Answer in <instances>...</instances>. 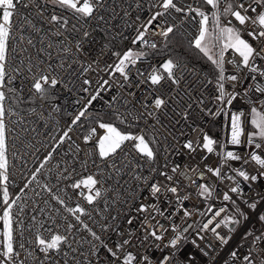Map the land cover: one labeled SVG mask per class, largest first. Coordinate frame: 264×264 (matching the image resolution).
<instances>
[{
	"label": "snow or ice",
	"instance_id": "6c2138e0",
	"mask_svg": "<svg viewBox=\"0 0 264 264\" xmlns=\"http://www.w3.org/2000/svg\"><path fill=\"white\" fill-rule=\"evenodd\" d=\"M49 4L52 6V11L47 10L46 5ZM141 6L142 0H135L136 9H140ZM204 6H209L207 11L204 10ZM31 7L37 9L38 18L44 17L45 12L48 11L47 23L54 25L55 30L41 34L42 29L31 22L29 15L21 11V8L30 9ZM159 7L163 11H156L146 24L135 29L136 35L130 41L132 45L139 43L156 50V43L145 39L148 28L158 17L175 11L183 14L184 19L195 20L197 23V34L191 43L216 69L213 88L214 102L231 106L233 101L241 95L235 91H226V82H238L237 74H225V53L228 50L238 54L240 64L237 65L235 60H228L227 63L232 64L237 71L243 67L250 73L258 74L264 80V69H261L257 63V61H264V0H251V3L248 4L241 0H199V6L196 7L191 4L178 6L174 0H160ZM132 8L133 4H128L120 16V19L129 28L132 27L133 21L126 18L131 16ZM56 9L71 13V20H74L75 23L71 24L70 29L68 27L70 19L65 17L63 12L58 13ZM101 10L105 13L110 11V19H106L105 15L101 14ZM193 13H195L194 16ZM117 15L120 14L108 6L107 0H0V201L4 205L3 214L0 215V221L3 223V231L0 232V237H2L0 240V264H26V260L20 258L21 252L17 250V247L25 251L28 258H31L37 251L42 254V258L38 259V264H121V262L122 264H192L195 259L181 244V242H187L188 238L184 233L188 231V228L181 230L178 225L172 224L170 230L173 235L165 243L164 233L169 231L168 228H165L159 221H156V225H153L152 228L146 226L150 221L156 220L157 215L170 219L175 213L165 216V210H162L157 204L140 202L145 190L149 193L150 199L159 200L161 196H164V200L168 203L171 201L168 200L165 193H171L175 197L176 203L181 206L184 201L190 198V194L181 197L178 186H162L153 176V173H157L155 162L156 149L160 147L158 137L165 141L168 139L160 132L157 125L166 127L161 124V115H167L166 110L169 106H172V112L185 121L191 115L193 104L200 111L209 115H219L220 111H224L221 108L213 113L210 108L206 107L202 93L193 97L192 92L195 91V85L191 80H185V77L191 75L202 89H206L209 84L213 83V80L200 81L195 68H190L188 63L171 56L160 62L158 66L149 65L145 70L137 68V76L140 79L135 82V88L140 91V97L135 99L134 103L127 99H120L119 92L105 101L109 108L117 105L113 116L120 124L132 128L142 122L143 126L139 127V131L122 130L112 122H105L97 118L96 126L88 127L87 134L82 137L84 144H91L92 147L82 149L79 144L72 141L68 151L64 153L63 166L58 161L53 168L48 170L49 176L46 178L51 179L54 174L56 183L51 186L44 183L40 185L42 191L34 190L35 196L41 199H43V193L49 195L50 199L43 200L49 211L46 212L43 207L38 208L43 218L37 220V217L33 215L26 229L23 226L24 221L19 220L18 223L21 227L18 233L13 227L17 222L14 218L13 207L16 206L19 213L24 212L26 205L19 204L18 201L21 200L25 189L33 181H36L37 174L41 173L45 165L52 160L56 148L63 145L66 140H71L70 133L75 126L82 127V118L85 120L90 118L89 109L93 102L102 98V90L108 91L113 87L109 83L110 80H113L118 73L122 79L116 80L114 86L124 89L126 85L132 83L131 68L149 55L144 50H134L133 48H129L123 53L115 51L112 53V56L116 58L115 62L105 63L103 67L100 66L98 60L85 59L87 56L85 43L94 42L92 33L99 30L104 33L105 37L111 35V29L117 28L118 25L110 24V21L115 20ZM197 17L198 20H196ZM227 17L234 18L241 26H249L251 30H248L247 27L243 30L237 28L233 25L232 20H226ZM139 19L140 17L137 15L135 20ZM91 21H96L97 24L88 30ZM174 27L175 25H171L162 28L158 34L167 39ZM29 30L36 34L35 42L32 35L25 37L24 33ZM245 31L251 41H256L261 46L256 47L250 40L245 39ZM69 32L80 35L79 37L65 36V33ZM115 35L120 36L121 33L117 32ZM51 37H56L57 40H53ZM60 37L64 38L60 39ZM121 38L128 39L127 36H121ZM112 39H115V36H112ZM25 43L27 46H24ZM37 43L41 45L38 49ZM29 48L36 49L35 54L30 52ZM52 50L55 51V55ZM17 52L23 55L17 57ZM10 53L14 61L12 63L9 61ZM41 54L43 55L41 56ZM90 72L106 73L109 79H102V82H98V87L94 91H90L92 80L85 76ZM82 77L84 78L81 86L77 89L76 82L81 81ZM18 79L19 84H17ZM256 79L257 76L253 75L252 80ZM182 81L184 82L183 88L181 87ZM105 86L108 87L105 88ZM73 90L77 93H88L87 103L76 110L67 128L61 130L62 134L59 135L56 148L44 156L39 167L31 174V179L20 189L21 195L11 199L9 186L14 182L10 180L9 134L14 135L13 148L16 147V140L20 141L21 146L27 148L30 145L25 144L21 132H36L34 127L25 126L24 117L17 110L19 105L24 103L34 105L39 102L42 111L37 114V108L30 106L28 114L37 115L38 119L44 120L46 127L47 119L44 112L48 108L51 109V112L60 111L59 105L55 103L58 99L57 94L61 91L72 94ZM252 91L264 93V87L260 83H257L254 89L249 85L243 95L248 97ZM128 96L136 97L137 93L131 91L128 92ZM84 99L85 97H81L74 103L80 104ZM259 103L264 105V100H260ZM129 104L131 107H128ZM136 105H139V108ZM120 107L125 109L123 113L119 111ZM51 112H48V116H51ZM225 114L227 113L225 112ZM243 116L242 110L231 116L229 142L232 145L239 146L242 143L241 138L245 134ZM6 117H17V119L11 120V123L20 127V132L9 128ZM150 121L152 122L150 123ZM169 122L171 123V121ZM179 123L180 120L175 121V124ZM249 123L255 131L248 133L247 143L249 145L254 143L256 137L264 141V111L258 110L255 106L251 107ZM216 143L217 141L207 134L203 135L202 147L207 153L214 152ZM184 147L191 152L196 151L191 141H187ZM255 147L261 148V143H256ZM165 152H167V148H165ZM27 154L25 152V155ZM12 156L20 159L21 163H26L23 157H17L15 151ZM206 158V156L203 157V159ZM250 158L264 168V159L259 155L251 153ZM240 159V156L229 151L224 155L223 162ZM89 162L93 168L91 172L88 171ZM146 166L147 174L144 173ZM78 167L82 170L81 173H77ZM178 170L179 166H176L173 167L172 172L175 174ZM205 170L218 179L227 178L234 181L232 176H222L220 167L213 168L205 165ZM236 171L245 181L250 178L245 171ZM74 174L79 178H74ZM158 175L163 176L167 181L174 180V176L168 175L166 172H159ZM180 175L184 176L185 174L180 173ZM260 175L264 176V173H260ZM198 178L202 180L204 172H201ZM251 180H257V176H251ZM63 181L69 183L61 186ZM36 182L39 184V181ZM191 183L196 186L198 197L212 198L214 196V189L207 184H197L195 180H191ZM179 184L180 182L177 180L176 185ZM68 190H71L72 196L68 195ZM241 191L237 185L223 192L222 200L231 202L234 206L232 214H226L228 211L226 207L219 208L206 223L203 225L197 223L196 227L199 228L197 235L203 240L204 237L200 236V232L211 231L222 244H228L231 236H223L217 229L224 227L228 229L229 233H235L239 226L243 228L242 239L250 241L248 251L242 256H239L237 251H232L231 257L234 260L240 259L242 264H264V231L250 230L246 227L252 223L264 226V203H262L264 197H259L251 202L244 200L245 207L242 208L229 194V192L240 194ZM59 193L64 195L61 196ZM73 196H75L76 202L74 206H71L69 201ZM51 201L55 202V206ZM101 202H103L102 209L98 206ZM33 203H36L35 200ZM150 209L151 211H149ZM132 211L138 214L148 213V215L140 221L139 229L122 230L118 223L122 215L127 225H132L137 220V216L131 215ZM208 211L212 212L211 206ZM63 213H67L68 217L72 219L69 220ZM93 213L99 216L103 223L97 222ZM222 213L225 215L222 216ZM191 215L190 211L184 209V217ZM85 218L96 223L105 237L110 238L111 234L115 233L121 239L109 246L105 238L89 227ZM217 218L219 219L217 220ZM78 225L79 227H77ZM157 225L162 230L159 233L156 230ZM81 229L85 230L92 239L81 238V241H76L75 234H78ZM25 230L33 233L32 239L25 240ZM137 231L141 233L139 236L136 235ZM17 235H19L18 243ZM134 240H138L139 244H133ZM73 243L79 244L80 247L87 243L89 245L87 254L80 252L77 247H73ZM26 244L32 245V249L28 250ZM192 244L199 248L195 240L192 241ZM129 247H134L137 251H129ZM101 250H103V256H101ZM200 251L204 256L208 255L203 249Z\"/></svg>",
	"mask_w": 264,
	"mask_h": 264
},
{
	"label": "built area",
	"instance_id": "2783aa9c",
	"mask_svg": "<svg viewBox=\"0 0 264 264\" xmlns=\"http://www.w3.org/2000/svg\"><path fill=\"white\" fill-rule=\"evenodd\" d=\"M179 5H186L191 4L193 7L199 6V0H174ZM241 2L248 4L251 3V0H241ZM160 0H142V6L140 9H136L135 7V0H107V4L110 8H114L117 13L115 20H111L110 24L118 25L117 28L111 29V35L108 37L104 36L103 32L97 30V32H93L92 36L94 38V42L91 44L85 43V48L87 50V56L85 57L86 60H98L100 62V66L103 67L105 63H114L116 58L112 56V53L115 51H119L123 53L127 51L129 48H133L137 46L140 49H147L145 46L141 44L132 45L131 39L136 35V28H140L142 24H146L147 20L156 12V11H163L159 7ZM128 4H133V8L131 11V16L126 18L133 21V25L131 28L127 27L124 22L120 19V16L123 14V10L127 8ZM155 4L156 6L153 7L152 5ZM19 7V5H18ZM48 11H52V6L46 5ZM26 15H29V19L31 22L35 23L38 27L42 29L41 34L48 32L49 30L54 31L55 26L49 25L47 23V15L48 11L45 12L44 17L38 18L36 15L37 9L35 7H31L30 9H22ZM56 11L63 12L65 17L70 19V24L68 25L69 29L71 28V24L75 23L74 20H71V13L66 12L61 9H56ZM101 14H104L106 19H110L111 12H104L101 10ZM250 15L252 13H249ZM139 16V20H135L136 16ZM193 16L195 13L192 14ZM199 18L197 17L196 20ZM226 20H232V23L237 28H248L251 30L249 26H241L237 21L234 20L232 17H227ZM15 22V19H14ZM97 24L96 21L89 22V29L95 27ZM175 25L173 32L180 35L184 40L188 43L192 44L194 36L197 34V23L195 20H186L183 17V14L176 13L175 11H171L170 14H166L165 16L158 17L156 21L153 22L151 26H149L148 31L145 35V39L149 42H155L157 45V49H160L164 42L165 38L158 33L161 31L162 28H166L168 26ZM143 29L141 28V31ZM119 32L121 33L120 36H116L115 34ZM170 33V34H172ZM97 34L103 35L108 42L100 40L96 37ZM169 34V35H170ZM25 37L28 35H32L34 38V42L36 41V34L29 31L24 33ZM79 33H65V36L68 37H79ZM112 36H115V39H112ZM121 36H127L128 39H122ZM64 37H60L63 39ZM244 38L250 40L254 44V46L259 47L261 46L256 41H251V38L247 36L246 31L244 32ZM53 40H57L56 37H51ZM107 45L106 47H103ZM24 46H27L26 43ZM19 47V45H17ZM41 45L37 43V49L40 48ZM135 50V49H134ZM29 51L35 54L36 49L29 48ZM53 54L55 55V51ZM23 55L22 53L17 52L16 56L19 57ZM43 54H41L42 56ZM168 55H155V56H147L146 58L142 59L141 61L137 62L135 67L131 68L130 77L132 78V83L126 85L124 89H119L115 87V81L120 80L122 78L119 77L117 73L113 80H110V84L113 85L110 90L101 92V97L97 101L93 102L92 107L89 109L90 118L85 120L82 118L81 126H75L73 131L70 133L71 140H66L63 145H60L59 148H56L57 141L59 139V135L62 134V129H66L68 124L71 122L73 115L76 113L77 109H80L84 103H87L88 93L83 92H76L73 90V93H67L64 91L59 92L58 99L55 101L56 104L59 105L60 111L59 112H51V109L48 108L47 111L44 112V116L47 119V126L45 127V121L42 119H38L37 115H29L27 111H21L20 115L24 117L25 126L34 127L36 132H28L23 133L21 132V137L23 138L26 145H30L29 147L25 148L21 146L20 141L16 140L15 144L16 147H12L14 135L12 133L9 134V165H10V180L13 181V184L9 186V192L11 199H15L17 195H21L20 189L24 187V184L31 179V174L35 172V169L39 167V164L43 160L44 156L52 151L53 148H56V151L53 153V158L45 168L41 171V173L37 174L36 181H39V184L36 181H33L32 184L29 185L27 189H25V193L22 194V198L18 201L19 204H24L25 210L23 213H19L18 208L16 206L13 207V214L14 218L17 221L14 223L13 227L18 233L20 230L21 225L18 223L19 220L24 221V227L27 228V225L31 222V217L35 215L37 220L42 219V215L39 213L38 208H45V211H49L47 206L44 204V199H50L47 193H43V199L40 197L35 196V191H42L40 188L41 184L48 183L49 186L55 184V176L52 174L51 179L46 177L49 176V169L53 168L54 165L59 161L63 166V160L65 159L64 153L68 151L69 145L72 141H75L76 144H79L82 149H90L92 147L91 144L85 145L83 142V135H86V129L88 127H94L95 125V115H106V116H113V111L117 107L114 105L113 108L107 107L105 101L109 100L111 96L116 95L118 92L121 94L120 99H127L129 101L135 102V99L140 97V91L135 88V82L140 79L137 76V68L141 70L148 69L149 65H157L166 59ZM228 60H235L236 64H240V57L238 54L233 52L232 50H228L225 53V69L226 75L237 74L238 75V82H231L228 81L225 84L227 92H238L241 93L240 96L237 97L231 106H227L226 104H221L220 102H214L213 96V88L215 85V80H213L212 84H209L206 89H202L200 84H196V80L191 77V75L186 76L185 80H191L192 84L195 85V91L192 92V96L196 97L198 93H202L203 99L205 101V105L207 108H210L213 113H216L221 108L224 111H220L219 115H209L206 112L200 111L195 104H193V108L191 110V115L189 116L188 120L185 121L181 117L177 116L174 112H172V106L170 105L169 108L166 110L167 115H161V124L166 125V127H160V132L167 136V141L163 140L161 137H158L160 140V147L157 148L159 153V163L155 162V167L157 168V173H153V176L156 181H158L162 186H178L179 195L181 197L190 194V198L184 201L183 205H178L176 203L175 197L171 193H165L168 197V200L171 203H168L164 200V196H161L159 200H153L149 198V193L145 190L142 194V200L140 202L143 203H155L157 204L162 210H165V216H168L169 213H175L171 216L170 219H165L159 215L156 216V220L150 221L146 226L148 228H152L153 225H156V221H159L160 224L164 225L165 228H168L169 231L164 233L165 236V243H167L168 239L172 237V232L170 230V226L172 224L178 225L181 230L184 228H188V231L184 233L187 236V242H181L184 249L190 252L194 256V260L192 264H242L240 259L234 260L230 253L232 251H237L239 256H242L245 252L248 251L250 241H245L242 239V232L243 228L237 226V231L235 233H229L227 228L221 227L217 229L223 236H231L228 244H222L221 241L216 239L215 234L211 231L200 232V236H203L204 239L201 240L197 235L199 232V228L196 227L197 223L203 225L207 222L208 219L212 218V214L221 207H226L228 209L227 215L232 214L233 205L231 202H225L222 200V193L228 191L231 187H236L239 185L240 189L242 190L240 194L231 193L229 194L232 196L236 203L240 207H245L243 201L248 200L249 202L258 199L259 197H264V176L260 175V173H264V168L257 165L254 161L251 160L250 154L255 153L259 155L262 159H264V141H261L260 138H255L254 143L248 144L247 143V135L249 133L250 128V109L251 107L255 106L258 110L264 111V105L259 103L260 100H264V93H256L254 91L249 93L248 97L243 95L244 90L252 86L254 89L257 86V83H260L262 87H264V80L256 74L250 73L247 69L240 67L237 71L236 68L232 64L227 63ZM10 63L14 62L12 60V55L10 53L9 56ZM188 63L190 68H195L198 73V79L200 81L206 82L208 79H211L202 69L199 67ZM259 67L264 69V61H257ZM256 75L257 79L255 81L252 80V76ZM87 78L92 80V85L90 91H94L98 87V82H102L103 80L109 79L106 73H87L85 74ZM81 81L76 82V88H80ZM19 79L17 80V84H19ZM108 86H105L107 88ZM181 87H184V82L182 81ZM167 90V89H165ZM135 91L137 93L136 97L128 96V92ZM26 93V89H25ZM81 97H85L84 100L81 101L80 104L74 103L76 100L80 99ZM251 100V103H249ZM31 107L37 108V114H39L42 109L40 108L39 102L34 105H30ZM47 108V105H45ZM131 107V104L128 105ZM139 108V105H136ZM183 108L181 107V111ZM243 111V121H244V130L245 134L241 138L242 143L239 146L232 145L230 141V133H231V116L233 113H239V111ZM120 112H124L125 109L123 107L119 108ZM48 112H51V116H48ZM225 112L227 114H225ZM63 116V117H62ZM114 117V116H113ZM17 119V117H6V122L9 124V128H14L16 132H20V127L17 125H13L11 120ZM176 120H180L179 124H175ZM171 121V123L169 122ZM31 122V123H30ZM152 121H150L151 123ZM127 127V125H124ZM143 123L141 122L140 125L137 127H132L134 132L139 131V127H142ZM213 128L214 131L211 133V138H213L217 143L214 145V152L207 153L205 149L202 147V137L204 134L210 136V129ZM195 129V130H193ZM55 137V139H53ZM187 141H191L193 146L196 148L195 152H191L189 149L184 147V144ZM261 143V148H256L255 144ZM34 146V147H33ZM165 148H167V152H165ZM39 149V151H37ZM15 151L17 153V157H23L26 163H21V160L13 157L12 153ZM233 152L235 155L241 157L240 160H228L226 163L223 162L224 155L227 152ZM25 152L28 154L25 155ZM83 155V153H81ZM207 157L203 159V157ZM247 161V163H245ZM143 163V160H141ZM205 165L216 168H221L222 176H232L233 180H229L227 178L218 179L212 176L210 173H207L205 170ZM179 166V170L177 173H173V167ZM194 169V170H193ZM236 170H243L249 175L248 180H244L240 177ZM81 169L77 168V173H81ZM88 171H93L91 162L88 165ZM159 172H166L168 175L174 176L173 181H167L163 176L158 175ZM204 172V178L201 180L199 179V174ZM144 173L147 174V166L144 168ZM180 173H184L185 175L182 176ZM86 175L87 173H83ZM251 176H257V180H251ZM189 177L191 179H187ZM74 178H79L78 175L74 174ZM179 181L180 184L176 185V181ZM191 180H195L197 184L205 183L210 188L214 189V196L212 198H203L198 197L196 195L197 189L194 184L191 183ZM69 183L68 181H63L61 186L66 185ZM186 186V187H185ZM35 190V191H34ZM55 191V189H54ZM63 196V193H59ZM68 195L72 196L71 190H68ZM66 198V197H65ZM35 200V204L33 201ZM76 202L75 196H73L72 200L69 201L71 206H74ZM51 203L55 206V202L51 201ZM264 203V201H262ZM101 209L103 208V202L98 205ZM209 206L212 208V212L208 211ZM4 205L2 201H0V215L3 214ZM35 209V210H34ZM184 209H187L192 213L190 217H184L183 212ZM151 211V209L149 210ZM204 213V215H201ZM114 214V213H113ZM69 220L71 217H68L67 213H63ZM93 215L96 218V221L99 223H103L100 220V217L97 216L95 213ZM131 215L137 216V220L133 222L132 225H127L122 215L118 223L121 226V229H139L140 228V221L148 215V213L138 214L135 211L131 212ZM225 213H222V216ZM219 218H217L218 220ZM85 222L89 224V227H92L94 231L100 234L103 238L106 239V242L109 246H112L115 242L119 241L121 238L118 237L115 233L111 234V237H105L104 233L101 232L100 228L96 223L89 221L85 218ZM215 222V221H214ZM191 225L192 227H188ZM79 227V225L77 226ZM211 227V226H210ZM250 230H260L264 231V226L260 225L259 223H252L246 225ZM157 232H161L162 230L159 226H156ZM3 231V223L0 221V232ZM75 234V230H74ZM141 233L139 231L136 232V235L139 236ZM25 240L32 239L33 233L27 230L24 231ZM81 238L84 240H91V236L83 229L80 230L78 234H75V240L81 241ZM2 240V237H0ZM195 240L196 244L199 245L197 248L195 245L192 244V241ZM19 242V235H17V243ZM133 244L138 245L139 241L134 240ZM211 245V247H208ZM73 247H77L80 252L87 254V249L89 245L87 243L83 244V247H80L79 244L73 243ZM127 247V246H126ZM26 248L28 250L32 249V245L26 244ZM203 249L205 252L208 253L207 256H204L203 253L200 251ZM17 250L21 252V259L26 260V264H38V259L42 258V254L38 251L34 252L31 258L27 257L25 251L20 250L17 247ZM129 251L136 252L137 249L134 247H129ZM143 251V249H140ZM103 250H101V256H103ZM79 258V256H78ZM122 264V262H121Z\"/></svg>",
	"mask_w": 264,
	"mask_h": 264
},
{
	"label": "trees",
	"instance_id": "16d2710c",
	"mask_svg": "<svg viewBox=\"0 0 264 264\" xmlns=\"http://www.w3.org/2000/svg\"><path fill=\"white\" fill-rule=\"evenodd\" d=\"M96 37H98L102 41L108 42V40L103 35L97 34ZM134 49L144 50L149 53L148 56L168 55V57L171 56L173 58H179L184 62H190L191 64L202 69L211 79L215 80L216 69L210 63V61L203 58L202 55L192 46V44L188 43L186 40H184L180 35L176 33L170 34L167 37V39H165V42L160 49L147 50V49H140L137 46H134ZM29 107H30L29 103H24V104H20L18 109L21 111H27ZM97 118L102 119L105 122L113 121L111 116H106V115H95L94 119L96 120ZM121 127L125 130L134 132V129L132 128H128L124 125H121ZM213 131L214 129L211 128L210 137ZM156 153H157L156 163L158 164L159 153L157 149H156Z\"/></svg>",
	"mask_w": 264,
	"mask_h": 264
},
{
	"label": "rangeland",
	"instance_id": "374dc122",
	"mask_svg": "<svg viewBox=\"0 0 264 264\" xmlns=\"http://www.w3.org/2000/svg\"><path fill=\"white\" fill-rule=\"evenodd\" d=\"M208 7H209V6H204V10L207 11V10H208ZM196 50H197V49H196ZM217 50H218V49H217ZM197 51L199 52V50H197ZM199 53H200V52H199ZM200 54L202 55L203 58L207 59L206 57L203 56L202 53H200ZM210 63H211V62H210ZM62 117H63V116H62ZM111 117H112V120H113L112 123L116 124V125H117L118 127H120L122 130H125V129H123V128L121 127L122 124H120L119 121L117 122L113 116H111ZM126 131H128V130H126ZM253 131H255V129H253V127H252L251 124H250L249 132H253ZM256 138H259V137H256Z\"/></svg>",
	"mask_w": 264,
	"mask_h": 264
}]
</instances>
